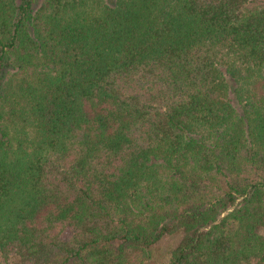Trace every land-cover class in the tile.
<instances>
[{
	"label": "trees",
	"instance_id": "1",
	"mask_svg": "<svg viewBox=\"0 0 264 264\" xmlns=\"http://www.w3.org/2000/svg\"><path fill=\"white\" fill-rule=\"evenodd\" d=\"M0 264H264V0H0Z\"/></svg>",
	"mask_w": 264,
	"mask_h": 264
},
{
	"label": "rangeland",
	"instance_id": "2",
	"mask_svg": "<svg viewBox=\"0 0 264 264\" xmlns=\"http://www.w3.org/2000/svg\"><path fill=\"white\" fill-rule=\"evenodd\" d=\"M167 247H168V241H163L159 244L158 250L161 253L164 252L167 249Z\"/></svg>",
	"mask_w": 264,
	"mask_h": 264
}]
</instances>
